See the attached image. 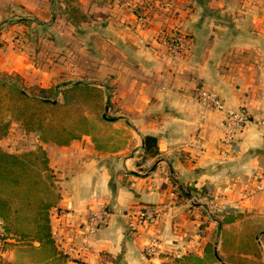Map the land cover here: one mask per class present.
I'll list each match as a JSON object with an SVG mask.
<instances>
[{
  "label": "crops",
  "instance_id": "1",
  "mask_svg": "<svg viewBox=\"0 0 264 264\" xmlns=\"http://www.w3.org/2000/svg\"><path fill=\"white\" fill-rule=\"evenodd\" d=\"M125 1L0 0V74L45 88L94 82L119 117L112 125L129 130L119 147L90 135L66 146L37 135L21 150L4 145L8 135L0 145L12 153L47 150L61 195L52 228L69 264H168L177 255L205 261L207 244L223 254L216 235L240 224L221 225L214 213L237 206L264 215V191L254 188L264 173V128L250 124L227 153L222 115L196 98L206 87L230 108L264 114V0H133L147 7V25ZM74 6L85 16L78 23L69 15ZM164 31L185 36L182 55L165 53ZM148 135L157 138L156 155L145 152ZM191 197L199 201L191 205ZM149 206L162 207L161 216L138 222ZM104 209L108 222L87 237L90 213ZM15 252L0 247V259L13 261Z\"/></svg>",
  "mask_w": 264,
  "mask_h": 264
},
{
  "label": "trees",
  "instance_id": "2",
  "mask_svg": "<svg viewBox=\"0 0 264 264\" xmlns=\"http://www.w3.org/2000/svg\"><path fill=\"white\" fill-rule=\"evenodd\" d=\"M69 15L74 23L85 19L76 6L70 8ZM15 76L0 74V139L8 136L13 123H18L26 133H38L44 143L66 146L90 135L101 146L103 141L92 133V119L82 113L71 115L70 109L80 106L81 110L86 107L96 113L101 111L102 123L109 126L112 125L109 118H119L104 115L107 110L111 112L112 103L106 90L94 82L77 81L29 89L19 75ZM144 149L147 154H158L157 138L146 136ZM60 198L56 174L42 145L21 153L8 152L0 145V228L6 247H20L25 242L34 246L38 242L41 249L49 250L51 264L68 260V255L58 247L53 236L51 215ZM231 211H222L221 225L241 219L240 213ZM258 233L260 237L255 234L248 245L235 243L233 236L222 235L223 254L218 252L222 261L217 258L212 243L207 244L206 251L222 264L254 263V260L264 258V233L261 230ZM250 256L257 259H249ZM182 260L177 258L175 262ZM190 260L187 264L192 263Z\"/></svg>",
  "mask_w": 264,
  "mask_h": 264
},
{
  "label": "built area",
  "instance_id": "3",
  "mask_svg": "<svg viewBox=\"0 0 264 264\" xmlns=\"http://www.w3.org/2000/svg\"><path fill=\"white\" fill-rule=\"evenodd\" d=\"M127 10L136 15L139 19V23L147 25L150 21L147 7L139 2L133 0L125 1ZM23 31L24 27L19 26ZM20 41V37H18ZM159 42L165 53L172 56H180L187 49V43L185 36L180 32H161L159 34ZM20 43V42H18ZM197 100L202 103L205 109L209 112H218L222 115L220 122V128L224 134L223 149L227 153L233 151L235 147L240 143V138L248 128L250 124H257L264 128V114L258 116L253 115L245 107L239 109L230 108L226 105L224 99L220 94L212 89L201 87L196 91ZM261 174V175H260ZM255 184L257 191H264V173H260ZM190 201L196 202V197H191ZM216 205V204H215ZM162 207L149 206L138 213V222L152 223L156 222L161 216ZM109 214L104 210H97L90 213L86 221L87 237L95 235L99 229L106 225L108 222ZM58 232L53 231V236H57ZM158 248V238L151 237V245L148 248V253L155 255ZM64 251V249H62ZM65 252V251H64ZM66 253V252H65ZM67 254V253H66ZM177 258H181V255H177Z\"/></svg>",
  "mask_w": 264,
  "mask_h": 264
},
{
  "label": "rangeland",
  "instance_id": "4",
  "mask_svg": "<svg viewBox=\"0 0 264 264\" xmlns=\"http://www.w3.org/2000/svg\"><path fill=\"white\" fill-rule=\"evenodd\" d=\"M29 89H33V86H29ZM70 112H71V115L73 114L80 115L82 113V114L87 115L89 119H92V123H93L92 133L93 132L96 133V136L100 138V140L106 143H110V145H112L113 147H119L120 144H122L125 141V138H128L127 135H129L128 134L129 130L124 129L122 127L116 128L113 125L109 126V125L102 123L100 119V115H102L101 111L96 113L95 110L89 109L86 107H84L83 110H81V107L77 106L76 108L72 110L70 109ZM104 113H106L107 116L109 117L110 115H112L109 110L105 111ZM8 135H10V142H6L4 143V145H6L7 147L8 146L11 147L13 150H21V149L27 148V146H29L30 143H33L31 139L34 140L35 139L34 137H36L37 135L39 136V134L35 132L26 133L20 127L18 123L12 124L10 133ZM26 137H27V140H26ZM14 141H20V142L17 143V145L16 144L14 145L13 144ZM249 193H250L249 195L251 196L255 194V192H251V191H249ZM246 194L248 193L246 192ZM196 201H199V200L196 198ZM189 203L191 205L194 204V202L192 201H189ZM227 210H232L231 212L240 213L241 219H239L240 224L235 225L232 228H228L227 230H224V232L222 233L223 236L224 235L225 237L233 236L234 239L236 240L235 243L237 242L239 244L245 243L246 245H248L252 243V238L253 236H255V234L256 236L260 237L258 233L260 230L262 231V233H264L263 232L264 231V215H261V216L252 215L248 210L244 211L242 210V208L237 207V206H229ZM213 215L221 219L222 211L216 212ZM1 233L2 232L0 231L1 249H3L4 251L14 249L16 251L15 252L16 256H15V259L13 260L14 262L11 260H7L6 258H3L1 256L0 264H12V263H15V264H50V260H48L49 255H50L49 250H46L45 248L41 249L38 242H35L34 246H29V243L25 242L20 247L19 246L17 247L7 246L6 247L2 242ZM216 236L219 238V240L220 238L223 240V236H220V234H217ZM262 248L264 250V246ZM190 259L192 260L191 264H222V262L216 260L213 257H208L207 259H205V261H202V262H195L193 261L192 258ZM190 259L186 258V261L184 259L182 260V262L177 263V264H187L189 263ZM249 259H257V258L250 256ZM54 264H69V263H68V260L66 261L63 260L61 262L58 261L57 263H54ZM250 264H264V258L263 259L259 258L257 260H254V263H250Z\"/></svg>",
  "mask_w": 264,
  "mask_h": 264
},
{
  "label": "water",
  "instance_id": "5",
  "mask_svg": "<svg viewBox=\"0 0 264 264\" xmlns=\"http://www.w3.org/2000/svg\"><path fill=\"white\" fill-rule=\"evenodd\" d=\"M54 102H56V101H54ZM104 115L107 116L106 113H105ZM109 119H110V120H115V119H113V118H109ZM155 168H156V165L151 169V171H153ZM263 232H264V231H263ZM215 252H216L217 258H218L220 261H222L221 258H220V256H219V254H218V249H217V247L215 248Z\"/></svg>",
  "mask_w": 264,
  "mask_h": 264
}]
</instances>
